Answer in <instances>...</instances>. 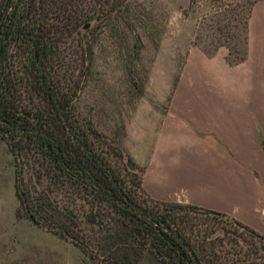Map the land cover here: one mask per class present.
Instances as JSON below:
<instances>
[{"label":"trees","instance_id":"obj_1","mask_svg":"<svg viewBox=\"0 0 264 264\" xmlns=\"http://www.w3.org/2000/svg\"><path fill=\"white\" fill-rule=\"evenodd\" d=\"M122 1H0V136L15 158L17 217L69 239L98 264H143L146 257L155 264H264L263 234L223 212L152 198L142 186L144 166L75 113L66 45L88 31L102 4L112 12ZM249 16L241 43L233 50L230 41L220 44L230 65L246 58ZM196 218L228 225L234 236L194 229ZM257 242L263 247L252 248Z\"/></svg>","mask_w":264,"mask_h":264},{"label":"rangeland","instance_id":"obj_2","mask_svg":"<svg viewBox=\"0 0 264 264\" xmlns=\"http://www.w3.org/2000/svg\"><path fill=\"white\" fill-rule=\"evenodd\" d=\"M257 1L264 0H123L112 12L102 4L88 31L80 29L63 53L66 80L78 89L75 113L91 119L136 164L137 148L151 142L189 49L212 55L230 41L233 50ZM14 164L0 136V264H98L69 239L17 217ZM192 227L224 240L233 235L210 218H196ZM143 264L155 262L146 257Z\"/></svg>","mask_w":264,"mask_h":264},{"label":"crops","instance_id":"obj_3","mask_svg":"<svg viewBox=\"0 0 264 264\" xmlns=\"http://www.w3.org/2000/svg\"><path fill=\"white\" fill-rule=\"evenodd\" d=\"M226 56L189 49L135 162L152 198L223 212L264 235V1L251 8L245 60Z\"/></svg>","mask_w":264,"mask_h":264},{"label":"water","instance_id":"obj_4","mask_svg":"<svg viewBox=\"0 0 264 264\" xmlns=\"http://www.w3.org/2000/svg\"><path fill=\"white\" fill-rule=\"evenodd\" d=\"M88 26H89V25H88V24H86V25H85V28H87ZM130 163H131V162H130V161H128V164H130Z\"/></svg>","mask_w":264,"mask_h":264}]
</instances>
